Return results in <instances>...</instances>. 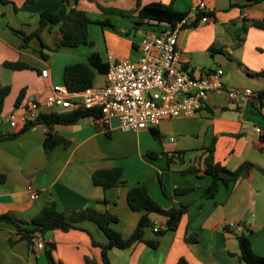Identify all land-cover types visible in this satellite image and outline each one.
I'll return each instance as SVG.
<instances>
[{"label": "crops", "instance_id": "crops-1", "mask_svg": "<svg viewBox=\"0 0 264 264\" xmlns=\"http://www.w3.org/2000/svg\"><path fill=\"white\" fill-rule=\"evenodd\" d=\"M202 2L206 4V11L212 12L209 23L190 21L186 27L174 29L184 62L196 75L204 70L223 69L226 89L250 90L252 96L238 102L231 100L227 92L212 95L197 115L164 120L155 128L161 139L153 136V129L124 131L117 119L111 122L108 135L98 130L100 121L90 117L73 126L53 128L54 133L71 142L68 149L59 147L51 153L45 151L44 142L49 132L46 126H37L16 140L0 142V174L8 178L0 191V215L10 213L20 220L31 221L54 202L61 212L92 208L116 215L119 222L114 228L129 238L142 213L130 208L128 193L131 188L145 184L163 208L187 206L188 213L176 231L161 237L155 230L164 229L167 219L153 214L155 227L149 228L145 237L159 240V247L153 249L138 243L128 250L115 248L110 251L112 264H177L181 258L190 264H239V243L234 234L224 229L231 225L240 233L238 227L242 224L253 231L254 252L264 256V107L257 101L258 94L264 91V77L252 75L264 69V30L249 26L246 34L241 33L244 42L238 45L244 22L250 25L253 21H264V3L253 4L248 0H33L32 3L0 0V86L11 87L0 118V132L14 134L23 128L13 130L6 122L22 90H25L22 102L44 101L53 85L64 84L67 66L88 62L89 57L99 51L96 46L63 47L59 49L62 53L54 59L45 60L41 52H45V45L51 48L53 42L56 44L60 25L48 26L42 32L45 45L42 42L38 45L35 38L23 49L21 33H35L44 10L65 19L73 7H78L90 18L96 13L101 21L113 20L115 27L110 28L128 36L131 48L122 52L114 51V47L115 55L109 54L103 39L101 50L105 49L106 54L98 53L109 65L110 57L115 60L137 58L138 46L152 29L151 25L162 31L172 28L166 23L157 27L156 22L151 21L138 25L136 13L132 17H120L106 14L99 7L134 12L138 4L142 7L172 4L176 11L189 14ZM106 16L111 18L106 20ZM47 32L53 35L48 40L42 37ZM18 61L33 69L15 71L3 64ZM46 69L49 79L42 78V71ZM105 82L106 75L97 73L94 86H103ZM43 111L51 113L47 108ZM213 146L215 162L228 170L236 171L244 163H251L254 168L248 178L228 186L222 184L217 196L209 199L205 193L213 178L206 173V160ZM117 167L124 170V185L105 190L94 184L96 171ZM192 168L197 172L187 173ZM28 184H33L38 191L36 200L27 192ZM187 188L193 191L177 193ZM81 226L84 230L49 232L39 238L32 252L25 241L12 246L10 237L16 233L15 228L0 223V264H50L46 247L37 249L39 241L56 243L53 257L63 264H87L86 257L102 264L101 249L93 247L92 237L102 244H107V238L93 222L86 221ZM187 232L198 235L199 241L187 243Z\"/></svg>", "mask_w": 264, "mask_h": 264}, {"label": "trees", "instance_id": "trees-1", "mask_svg": "<svg viewBox=\"0 0 264 264\" xmlns=\"http://www.w3.org/2000/svg\"><path fill=\"white\" fill-rule=\"evenodd\" d=\"M253 4L264 3V0H248ZM33 0H27V3H32ZM68 2V0H67ZM78 2V1H77ZM102 12L109 15H118L120 17H132L135 13L138 17V25H142L145 22H156L155 26H159L161 23L168 24L172 29H175L183 22L188 16V13L176 11L173 5L164 4H150L147 6H141L138 4L136 11L127 12L118 9H107L100 7ZM203 16H212V12L205 11L199 15L197 22ZM95 23L89 17L88 13L80 10L78 7H73L65 19H61L60 16L50 10H44L40 15V27L38 30L27 35L21 33L23 39L22 48H28L30 42L34 38L41 39L42 32L48 26L60 25V32L56 39L57 49L65 48H79L81 46L95 47V42L89 38V26ZM103 26L110 25L107 21L99 23ZM187 24L182 27H186ZM249 26L256 27L264 30V21H253L250 25L243 23L241 32L238 35L239 43L241 45L245 38ZM151 28H156L151 25ZM242 33V34H241ZM47 49V48H46ZM45 60L49 59V55L44 51L41 52ZM6 68L21 71L32 70L33 68L21 61L11 63H3ZM109 71V65L104 63L101 55L98 52L93 53L88 62H79L67 66L64 73V84L74 92L82 91L94 86L97 73L100 75H106ZM256 77H264V69L258 73L252 74ZM11 93L10 86H0V118H2L5 103L7 97ZM25 97V90H22L20 96L16 102V107L22 102ZM257 101L264 107V91L258 94ZM93 117L96 121H100L102 113L100 110L92 111H74V112H53L49 114H42L41 117L35 122H30L23 127L19 132L14 134H3L0 132V142L16 140L26 132L32 130L37 126H46L49 132L46 134L44 142V149L47 153L53 152L59 147L68 149L71 146V142L63 136L54 133L53 128L56 125L73 126L84 119ZM101 125V126H100ZM98 125L99 131H104L110 135L109 126L100 123ZM152 134L156 139H161L159 132L155 129L152 130ZM214 146L209 148L210 156L206 160V173L212 176L213 183L206 190V197L213 199L217 196L222 184L228 186L232 182H237L241 179L248 178L250 171L254 168L251 163H244L236 171H230L222 165L215 162L214 159ZM171 160V158H170ZM196 168L190 169L187 173H196ZM124 170L121 167L98 170L93 175V181L96 186L102 187L105 190L117 188L124 185ZM7 176L0 174V191L4 184L7 182ZM162 183V179H160ZM193 188H187L184 190H178V194L192 192ZM128 205L135 211L142 213V216L138 222V225L134 233L129 238H125L123 234L114 228V224L119 222V218L111 212H100L92 208H87L80 211L61 212L58 210L56 203H52L45 207L33 220L24 221L18 219L15 215L7 213L0 215V223H6L15 228L16 233L11 235L10 243L15 246L17 242L25 241L28 243L30 249L34 250V246L40 237H43L49 232L56 230L62 232H69L71 230H84L82 224L86 221H90L98 225L105 237L107 238V244L97 242L92 236L93 247L100 248L102 252V264H112L110 259V251L113 249L128 250L138 243H144L153 249L159 247V240H147L145 235L149 228H154L155 223L151 216L157 214L167 219V224L164 229H159L156 232L158 237L164 236L170 231H176L180 225V222L184 215L188 213V207L183 206L181 208H163L154 198L150 195L148 187L143 184L131 188L128 193ZM240 233L236 232V227L227 226L224 231L236 236L240 248V262L239 264H264V256L257 255L253 250L252 235L253 231L248 228L247 225L242 224L239 226ZM88 232V231H87ZM18 238L17 240L15 238ZM199 241L198 235L186 234L187 243H197ZM46 257L50 264H63L60 261H56L53 257V252L57 248L56 243H46ZM87 264H98L97 261L86 257ZM177 264H190L185 258H181Z\"/></svg>", "mask_w": 264, "mask_h": 264}, {"label": "built area", "instance_id": "built-area-1", "mask_svg": "<svg viewBox=\"0 0 264 264\" xmlns=\"http://www.w3.org/2000/svg\"><path fill=\"white\" fill-rule=\"evenodd\" d=\"M205 11L206 4L199 3L179 26L196 22ZM210 21L209 16H203L198 24ZM138 52L135 59L115 60L110 57L103 86L74 92L65 84L53 85L44 101L21 102L8 115L6 122L16 130L38 120L44 114L43 108L51 113L100 110L101 124L110 127L117 119L124 131L137 132L155 129L166 119L193 117L205 108L212 95L227 92L231 100L238 102L252 96L250 90L226 89L223 69L204 70L196 75L183 60L178 33L174 29H149L138 46ZM42 78L49 79L48 69L42 71ZM26 190L32 200L39 197L33 184H28ZM238 229L241 231L242 228ZM44 248V242L39 241L37 249Z\"/></svg>", "mask_w": 264, "mask_h": 264}, {"label": "rangeland", "instance_id": "rangeland-1", "mask_svg": "<svg viewBox=\"0 0 264 264\" xmlns=\"http://www.w3.org/2000/svg\"><path fill=\"white\" fill-rule=\"evenodd\" d=\"M99 10H101L100 7H99ZM91 18H93L95 23H93L89 26V38L91 40L95 41V46L97 49H99L100 52H104L103 54H106L105 49L101 50L102 45H104L103 39L107 43V46L109 48V50H108L109 54L115 55L112 51L113 50L112 48H114V47H116L114 51H122V52L128 51L131 48V42H130L128 36L122 35L118 31L112 30V28H110L112 26L115 27L113 20H109L108 23L110 24V26H107V25L103 26V25L99 24V23L104 22V21H101L102 19H100L101 17H99L98 14H96V13H94V15L92 14ZM108 18H111V17H109V16L104 17V19H106V20ZM133 26H134V24H133ZM56 28H57V25H56ZM44 36H45L46 40H48L49 37H51V36L53 37L52 33H49V32H47L42 37L44 38ZM34 39H32V41ZM53 40H54V38H53ZM36 42L38 43V45H40L41 42L45 45V42L42 38H41V40L36 38ZM22 45H23V43H22ZM45 47L47 48L45 50V53H47L49 55V57L52 59H54V57L56 55H58L59 53H62L61 50L57 49V45L54 44V42H53V47L48 48L46 45H45ZM23 49H26V48H23ZM81 49H84V48H81ZM87 49H90V48H87Z\"/></svg>", "mask_w": 264, "mask_h": 264}]
</instances>
